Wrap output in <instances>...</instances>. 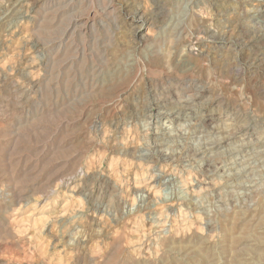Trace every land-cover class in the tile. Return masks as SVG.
Here are the masks:
<instances>
[{"label":"rangeland","instance_id":"rangeland-1","mask_svg":"<svg viewBox=\"0 0 264 264\" xmlns=\"http://www.w3.org/2000/svg\"><path fill=\"white\" fill-rule=\"evenodd\" d=\"M161 1L0 0V264H264V78L233 80L231 43L177 68ZM228 1L235 25L264 7ZM194 85L220 103L156 117Z\"/></svg>","mask_w":264,"mask_h":264},{"label":"bare ground","instance_id":"bare-ground-1","mask_svg":"<svg viewBox=\"0 0 264 264\" xmlns=\"http://www.w3.org/2000/svg\"><path fill=\"white\" fill-rule=\"evenodd\" d=\"M227 1L228 0H218L217 3L214 4L215 10L218 13V18L216 19L212 18L211 20H209L202 17H194L191 20V23L193 25L191 28L188 27L186 23V19H180L178 18L179 16L178 17L176 16L177 19L174 20L165 9V7H167L168 2L166 0L165 3L164 0L161 1V10L159 11L160 14L158 15L161 26L166 27V29L172 30L174 36L176 37L177 42L175 45L174 53L177 54L178 52L182 51V53L178 55L179 59L175 62V66L183 70L187 66H190V64H192L191 60L188 57L189 55L194 53L193 44L194 45L202 44L203 42L208 41L209 45L212 48L217 49L216 53L220 56H223V53L226 49V45L228 43H231L232 48L227 51L232 54L231 55L232 61L230 63L228 57L224 55L223 58L224 63L221 62V65L226 67L228 65H231L232 70L234 72L233 75L234 81L245 80L250 84L258 85L260 88H263L262 79L264 78V26H263L264 24L262 23L264 22L263 21L264 19L261 20V18L264 17V7L262 9L256 10L248 17H246L248 21L246 22L240 21L237 25H235L233 23L234 21L232 22L227 18V13H228L227 11L229 7ZM234 1H238V0H234ZM254 10L252 9V11ZM72 32L73 30L71 31V33ZM151 53L153 55L155 52L152 51ZM129 61H131V59H129ZM106 78H109V76H107ZM194 86L195 88L194 87L192 88L195 90L194 91L196 92L195 94L187 95L184 97L181 96L176 101H172L170 99H166V100L160 99L152 102L153 106L157 105L158 110H165V111H158L156 113L157 114L156 117L161 118L162 115L167 117L168 115L174 114L175 116L174 118L179 120L181 118L180 115L183 112L181 111V108H184V110L187 109L188 111V108L185 107L189 105L192 107V104L197 103L198 100L205 99L206 101H208L206 102L207 104L205 105V106L208 105V107L212 106L214 102H218V104L220 103V100L218 98L214 100L210 99V96L213 95H210L209 93L210 91H206L207 89L205 87H202L201 85L200 86L194 85ZM116 88H112V89H116ZM125 91L126 90H124L122 93H125ZM113 93L114 94L116 93L117 95L119 93L121 94V88L119 89L117 88ZM153 115L154 113L152 111L150 113V118H152ZM150 122H152V120H150ZM168 128L169 127L167 125L157 129L158 131H166ZM174 158L175 156L173 157V159ZM258 241L264 245L263 236L258 237Z\"/></svg>","mask_w":264,"mask_h":264}]
</instances>
